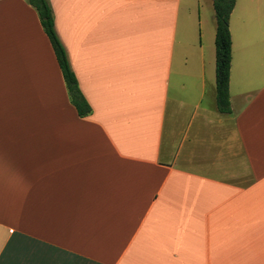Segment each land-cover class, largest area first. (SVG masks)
<instances>
[{"label": "crops", "instance_id": "1", "mask_svg": "<svg viewBox=\"0 0 264 264\" xmlns=\"http://www.w3.org/2000/svg\"><path fill=\"white\" fill-rule=\"evenodd\" d=\"M0 0V264H264V27L219 110L203 0ZM239 0H236L235 12Z\"/></svg>", "mask_w": 264, "mask_h": 264}, {"label": "trees", "instance_id": "2", "mask_svg": "<svg viewBox=\"0 0 264 264\" xmlns=\"http://www.w3.org/2000/svg\"><path fill=\"white\" fill-rule=\"evenodd\" d=\"M27 1L39 13L43 28L51 41L57 60L63 71L71 102L76 106L79 115H89L92 112L91 106L81 92L78 80L72 70L67 50L57 33L54 12L49 0ZM235 2L236 0H213L217 21L215 39L217 98L219 110L224 113L231 112L229 82L232 64V37L230 18Z\"/></svg>", "mask_w": 264, "mask_h": 264}, {"label": "rangeland", "instance_id": "3", "mask_svg": "<svg viewBox=\"0 0 264 264\" xmlns=\"http://www.w3.org/2000/svg\"><path fill=\"white\" fill-rule=\"evenodd\" d=\"M213 0H203L204 10L203 17L208 15L211 19V23L214 17V10L212 7ZM250 27H264V0H239V4L231 17V27L233 33L237 30V27L241 26Z\"/></svg>", "mask_w": 264, "mask_h": 264}]
</instances>
